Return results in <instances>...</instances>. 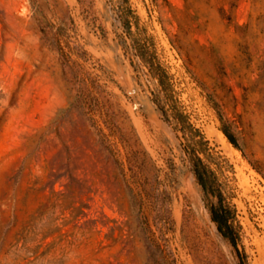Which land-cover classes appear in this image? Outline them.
<instances>
[{
  "label": "rangeland",
  "instance_id": "rangeland-1",
  "mask_svg": "<svg viewBox=\"0 0 264 264\" xmlns=\"http://www.w3.org/2000/svg\"><path fill=\"white\" fill-rule=\"evenodd\" d=\"M196 155L264 264V0H0V264H240Z\"/></svg>",
  "mask_w": 264,
  "mask_h": 264
},
{
  "label": "trees",
  "instance_id": "trees-1",
  "mask_svg": "<svg viewBox=\"0 0 264 264\" xmlns=\"http://www.w3.org/2000/svg\"><path fill=\"white\" fill-rule=\"evenodd\" d=\"M157 70H160V68L157 67ZM161 71V75L159 74V76L164 75V71L162 69ZM160 82L162 83V77ZM221 130L236 148L241 151L243 150L235 135L226 125H223ZM194 174L196 180L202 186L204 192L217 197V202L213 203L210 207L211 218L216 223L218 231L224 237L228 238L234 246L235 250L237 251V255L240 258V264H246L244 253L239 249L238 240L240 236L239 230L241 225L236 219V209L226 202V195L224 194L222 187L217 184L214 172L207 166V164L199 155H196Z\"/></svg>",
  "mask_w": 264,
  "mask_h": 264
},
{
  "label": "bare ground",
  "instance_id": "bare-ground-1",
  "mask_svg": "<svg viewBox=\"0 0 264 264\" xmlns=\"http://www.w3.org/2000/svg\"><path fill=\"white\" fill-rule=\"evenodd\" d=\"M210 132L211 133H213V131L212 130H210ZM217 132H218V136L220 137V139L222 138L223 140L222 141H225V142H227V138H226V136H225V134L221 131V130H217ZM236 151V150H235Z\"/></svg>",
  "mask_w": 264,
  "mask_h": 264
}]
</instances>
